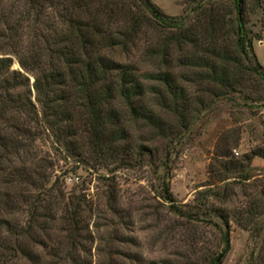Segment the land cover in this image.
Segmentation results:
<instances>
[{"label": "trees", "instance_id": "16d2710c", "mask_svg": "<svg viewBox=\"0 0 264 264\" xmlns=\"http://www.w3.org/2000/svg\"><path fill=\"white\" fill-rule=\"evenodd\" d=\"M191 3L189 15L173 18L149 0H0V264H46L36 249L55 235L57 220L66 228L58 242L71 243L79 233L83 200L66 201L57 186L64 174H56L52 159L73 172L150 167L171 213L204 221L219 236L209 264H220L230 248L232 217L253 228L254 202L238 216L209 206V198L229 200L228 179H250L224 161L227 153L220 155V185L203 192L199 204L181 207L170 192L168 161L202 111L243 94L253 81L264 84L246 0ZM254 11L264 34V0H255ZM148 38L159 42L142 54ZM13 57L19 70L12 69ZM172 61L185 71L173 72ZM145 63L152 70L139 68ZM186 85L207 91L210 100ZM133 129L164 140L160 164L151 139L134 140ZM255 157L264 159V150L245 160ZM260 197L263 207L264 190Z\"/></svg>", "mask_w": 264, "mask_h": 264}, {"label": "rangeland", "instance_id": "374dc122", "mask_svg": "<svg viewBox=\"0 0 264 264\" xmlns=\"http://www.w3.org/2000/svg\"><path fill=\"white\" fill-rule=\"evenodd\" d=\"M149 1L173 18L189 15L192 7L191 0ZM254 4L255 0H246L247 28L252 34L253 53L264 68L262 19L260 13L254 11ZM258 35L261 40L256 38ZM158 42L148 38L140 45L141 53ZM153 66L145 63L139 68L147 71ZM169 66L176 74L185 71L175 61ZM12 69L19 70L15 57ZM33 81L30 76V82ZM186 86L191 93L210 100L207 91ZM248 87L243 94L207 106L185 136L178 153L168 161L170 192L181 207L199 204L195 200L200 199L203 192L220 185L219 179L224 176L219 163L221 153L228 154L224 161L236 163L245 169L242 174L250 176L245 182L227 180L230 201L222 203L209 198V206L214 204L216 209L230 215L245 213L251 202L258 213L251 230L237 225L232 217L230 248L220 264H264V206L260 205L264 159L255 157L250 163L245 160L252 152L264 150V84L257 80ZM153 136L148 131L133 129L134 140L151 139L147 144L157 151L156 162L160 164L165 142ZM51 163L56 174H64L57 186L63 189L66 201L68 198L83 200L84 211L79 233L71 243L58 242V236L61 240L66 236V228L60 220L56 221L52 229L55 235L44 241V248L36 249L46 264H209L211 251L220 245L219 236L216 240L204 221L181 219L171 213L160 195L158 174L146 165L109 174L86 168L73 172L70 164L54 159ZM105 175L109 181L105 180ZM17 217L22 220L23 212Z\"/></svg>", "mask_w": 264, "mask_h": 264}]
</instances>
